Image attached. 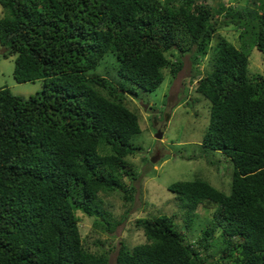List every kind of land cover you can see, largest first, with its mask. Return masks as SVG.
I'll list each match as a JSON object with an SVG mask.
<instances>
[{
  "label": "trees",
  "instance_id": "trees-1",
  "mask_svg": "<svg viewBox=\"0 0 264 264\" xmlns=\"http://www.w3.org/2000/svg\"><path fill=\"white\" fill-rule=\"evenodd\" d=\"M232 1L0 0L1 56L15 53L17 81L42 85L26 97L0 87V264H107L84 247L75 212L111 230L98 194L132 198L122 179L137 176L125 158L140 129L124 92L152 91L161 68L178 70L173 50L209 57L195 88L209 101L201 146L229 159V188L170 183L183 223L200 232L187 241L169 216L137 217L145 240L120 242L113 264H264V76L247 69L251 48L264 60V0ZM228 25L238 48L217 33ZM106 53L132 88L86 74ZM198 206L212 210L199 224Z\"/></svg>",
  "mask_w": 264,
  "mask_h": 264
},
{
  "label": "rangeland",
  "instance_id": "rangeland-1",
  "mask_svg": "<svg viewBox=\"0 0 264 264\" xmlns=\"http://www.w3.org/2000/svg\"><path fill=\"white\" fill-rule=\"evenodd\" d=\"M231 4L240 8L250 6L252 1L236 0ZM2 14L0 7V17ZM237 32V28L230 25L217 29V33L238 48ZM172 52L181 61L180 68L174 73L170 66L161 68L163 79L152 91L141 90L117 77L114 69L116 62L110 53L104 54L100 62L86 73L106 76L118 86L134 87V94L124 92L123 104L136 115L140 129L130 139V144L137 150L125 158L136 168L137 176L122 179L123 188L128 189L131 185L135 188L132 198H123L122 190L98 194L102 209L113 228L100 230L93 227L92 218L78 210L75 212L84 247L90 252L104 253L107 264H113L120 242L132 247L145 240L142 231L134 226L133 221L137 217L156 214L169 216L180 225L179 229L187 241L193 240L200 232L202 226L195 229L194 221L183 223L182 201L168 190L170 183L201 178L226 193L229 188L232 168L229 159L219 151L201 146V137L208 123L209 101L195 88L197 79L212 68L209 57L207 54H198L192 61L187 53L179 55L174 50ZM14 56L15 53H11L4 58L0 47V87L8 86L12 93L24 97L39 91L40 80L15 82L12 77ZM166 56L173 60V56ZM247 69L249 73L257 72L264 76L263 56L255 48L249 51ZM157 130L161 132L158 139L154 137ZM194 212V220L198 224L212 215L211 209L200 206ZM209 261H212L210 257Z\"/></svg>",
  "mask_w": 264,
  "mask_h": 264
},
{
  "label": "clouds",
  "instance_id": "clouds-1",
  "mask_svg": "<svg viewBox=\"0 0 264 264\" xmlns=\"http://www.w3.org/2000/svg\"><path fill=\"white\" fill-rule=\"evenodd\" d=\"M258 51V50H257ZM111 54V53H110ZM100 62V61H99ZM98 62V63H99ZM12 64H13V61H12ZM14 66V65H13ZM13 66H12V77H13V79L15 80V82H17V83H23V82H33V81H29V80H22V81H17L15 78H14V75H13ZM106 77V76H105ZM107 78V77H106ZM36 80H40V79H38V78H36L34 81H36ZM42 86V85H41ZM1 87H3V88H8L9 89V87L8 86H1ZM14 94V93H13ZM15 95H17V94H15ZM155 137V136H154ZM161 137V136H160ZM159 137V138H160ZM155 138H157V137H155ZM158 139V138H157Z\"/></svg>",
  "mask_w": 264,
  "mask_h": 264
},
{
  "label": "water",
  "instance_id": "water-1",
  "mask_svg": "<svg viewBox=\"0 0 264 264\" xmlns=\"http://www.w3.org/2000/svg\"><path fill=\"white\" fill-rule=\"evenodd\" d=\"M154 136L159 138L161 136V132L159 130H157Z\"/></svg>",
  "mask_w": 264,
  "mask_h": 264
}]
</instances>
